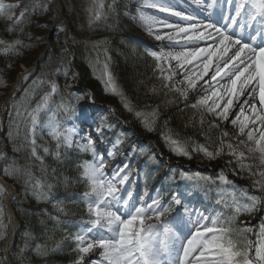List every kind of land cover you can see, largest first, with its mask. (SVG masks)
<instances>
[{"label":"snow or ice","instance_id":"6c2138e0","mask_svg":"<svg viewBox=\"0 0 264 264\" xmlns=\"http://www.w3.org/2000/svg\"><path fill=\"white\" fill-rule=\"evenodd\" d=\"M198 7L208 10L222 7L224 0H192ZM229 4L232 0H227ZM18 4H7L0 0V17L7 21H13V26L7 30L11 33L15 26H19L27 15L35 11L36 6L31 9L25 8L19 16L14 18L13 8ZM105 5L101 0H93L89 8L90 22L98 21L104 15ZM47 5L41 6L45 11ZM161 11H171L169 8H161ZM174 16L183 21H195L192 15H184L181 12H172ZM209 12V16H211ZM146 22L155 23L152 17L144 18ZM256 25V27H253ZM167 28L176 29L174 33L164 36H155L156 40L167 39L180 43L181 34L183 39L193 44L191 50L175 54H165L152 51L150 55L157 60L162 56L175 59L181 69L185 64H193L202 71L194 72L192 75H184L188 89H196L199 80L208 76L213 67V59L217 60L210 80L205 81V91L210 95L202 96L191 105L192 108H200L220 121H229L238 127L240 136H246L240 140L239 145L247 148L249 155L244 151H237L238 146L226 143L223 139L228 132L224 131L217 138L215 150H209L207 145L188 143L173 138L171 135L162 133V138L169 146V150L177 155L186 156L191 159L193 153H202L207 159H216L219 155L226 154L234 158L229 161L235 164L234 174L247 170L251 175H258L260 179L255 180L254 186L261 195L243 192L237 196L232 182L226 175H219L215 180L211 177L201 175L199 172L189 174L180 173V178L189 182L192 187L202 185H215L218 193L217 204L228 209L226 216L216 213L211 219L203 213H197L188 204H182L179 193H173L168 200L162 194L149 197L150 202L143 197L133 200L131 191L122 186L129 182L131 176L128 165H116L105 171L108 159L115 158L117 146L123 142L122 136H118L112 144V148L102 152L97 148V140L103 139L105 130L111 131L113 125L107 122V117L102 114L89 113L86 109L78 111L68 101H61L58 105L51 106L52 97L58 94L59 86L55 81H48L50 90L45 92L34 107L29 109L27 105H21L16 109L17 135L19 134L20 118L26 129L24 144L28 147L29 154L43 165V157L37 152L36 132L37 128L47 129L49 135L56 141V156L60 155V148L71 149L76 147L79 151L90 153L92 159L84 161L80 166V179L86 186L80 200L86 206L87 218L72 222L76 225V231L68 234L65 240L72 241V251L76 253L75 264H85V257L96 254L88 264H264V223L258 229L253 228L243 221L237 223L242 215H251L258 206L264 203V170L253 171V165L245 163L250 158H256L258 154L259 166H264V0H236L234 14L230 10L228 15H221L218 20L197 21L188 23L186 26L174 24L165 25ZM21 32L23 28L19 29ZM60 31L64 29L59 28ZM211 40L213 43L207 47H200V41ZM22 41L14 39L9 42L0 39V54H17ZM187 47V44L182 45ZM229 53H231L229 55ZM11 65H9L10 67ZM171 67V66H169ZM59 71V70H58ZM67 76V70L64 71ZM174 73L164 77L171 81ZM23 79V77H21ZM105 90L115 95H122L117 89L113 77L107 71L101 77ZM219 78V80H218ZM243 78V79H241ZM227 79L229 84L220 85L227 88L228 99L223 103V96L219 81ZM239 82V83H238ZM255 82L248 96L240 104L238 111L234 113L233 98L244 95L243 89ZM41 84L44 81H40ZM70 87V85L68 86ZM164 87H168L167 84ZM203 87V86H202ZM180 95L187 99V90L176 89ZM259 99V107L255 101ZM212 101V104H209ZM95 103L94 99L91 100ZM223 103V106H221ZM248 105L251 115L246 114L245 106ZM129 111L132 109L125 104ZM57 111L63 113L70 120L78 121L82 125L92 128L98 135L93 138L89 135L80 143L75 140L79 136V130L75 126L64 127L57 118ZM44 113L48 120L45 124L40 123V114ZM137 112V117H142ZM230 115H234L231 120ZM157 113L153 112L151 118L144 116L142 122L148 131H153ZM200 123H204L203 116ZM254 127L249 128V125ZM210 128H219V124L211 123ZM247 130V131H246ZM259 131V135L256 133ZM13 133H9L12 136ZM249 143L252 146H249ZM226 149V151H225ZM47 154L49 149L43 147ZM16 151H20L17 148ZM143 152V149L140 150ZM3 158V154H0ZM154 159V157H149ZM43 170V169H41ZM4 175L10 178L23 177L26 190H31L32 195L40 201L49 199L53 185L44 183L40 178L34 176L28 168H20L15 163L8 164L4 168ZM3 188L0 187V195ZM147 190L144 196H147ZM62 202L56 201L55 207L64 213ZM179 206V208H177ZM173 212L175 214L173 215ZM196 219L193 220V216ZM210 219V226L208 222ZM56 223H60L59 217H52ZM203 221V222H202ZM0 227L6 229L3 224V208L0 206ZM4 232H0V239ZM254 237V238H253ZM59 247V244L56 246ZM99 250V251H97ZM198 253V254H196ZM41 255L44 253L41 252ZM196 254V255H194Z\"/></svg>","mask_w":264,"mask_h":264},{"label":"rangeland","instance_id":"374dc122","mask_svg":"<svg viewBox=\"0 0 264 264\" xmlns=\"http://www.w3.org/2000/svg\"><path fill=\"white\" fill-rule=\"evenodd\" d=\"M173 1L176 0H101V2L105 5L104 8V15L98 21L90 22V13L89 8L93 4V0H4L7 4H18L19 7L13 8L11 11L15 14L14 20L16 17L19 16L20 12L23 11L26 7L31 9L33 5L36 6L35 11L32 12L30 15H27L22 21V27H25L29 32L30 36L27 42H22V45L18 48V53L16 54L17 58H15V63L11 65V69L5 73L0 72V109H3L5 106V102L12 101V106L10 104V108L12 112L9 117L8 127L4 131V135L7 136L9 144V150L15 151L14 155L11 152L8 154L7 158L4 160H0L1 172L5 178H10L9 176L4 175V168L8 164L15 163L18 167L22 168V159L16 160L15 157L22 151L24 153L25 158L28 159L29 162H33V164L37 161L32 158L29 154L28 147L24 144V136L26 135L25 125L23 123V117L20 118V127H19V134L17 135L16 123H17V116H16V109L20 108L21 105H27L29 109L34 107L36 103L40 100L41 96L50 90V86L47 83L48 81H55L58 88V94L54 95L50 101V105H58L61 101H65L63 98L66 95V92H76V94L81 95L86 99L88 112L95 113V114H102L107 117V122L113 125V128L116 127L117 135H111V131L105 130V135L103 139L97 140V148L100 149L102 152L110 150L112 148V144L115 142L118 136H122L123 142L117 146L116 149V156L113 159H108L105 165V171L112 169L111 163L115 162L116 165L122 166L123 164L128 165V169L126 171L131 172V176L129 178V182L122 186L124 189L131 191L133 194V200H138L139 198L143 197L145 201L150 202L149 197H154L158 193L162 194L165 200L169 199V190L173 187L181 185L184 183L180 193L182 204H188L192 209H197L198 212L203 210L202 207L206 206V195L203 193L214 191V196L216 200L214 201L215 205L212 209H209V216L214 217L216 213H220L219 209H222V205L217 204L216 201L218 199V193L215 185H202L200 187H192L189 182L182 180L180 178V173H189L193 174L194 170H179L181 167L178 164L181 160L178 158L175 161L177 164H171L168 160H170V155L173 153L169 150V146L160 138H152L150 140H145L144 138H138L139 136L136 135L135 132H131V127L128 123L125 124L124 121L119 120V117L112 112V108L114 107L113 104L109 101L107 102H96L91 103V96H93L91 89L83 83L82 80V70L76 64L75 60L66 61L63 58H59L60 54H64V47H66V36L67 30H72L73 32V41L76 42V38L80 36V33L83 32H90L93 31L94 35L97 34V30L99 26L107 25H115L117 28H120L122 31L121 35H118V38H115L117 44L114 47H110L107 41H101L98 39H91L93 43H87L85 51L82 53L83 56L86 57L87 60H91L95 57L98 59L95 61V64L99 62L94 68H92L94 75L98 78L103 75L105 72V65H107V71L111 73L114 81V77H117V73L120 74L121 65L124 63L129 64V60L136 57V56H145V53L141 48L140 45H136L134 40H129L126 36L133 35L137 36L138 38L144 40V45L153 49L152 51H160V53L165 54H179L188 50H191L193 47H183L182 42L176 44L174 41H169L167 39L163 40H156L155 36L161 35L164 36L167 33H174L176 29L167 28L165 25L167 24H174L176 25L178 20L172 19L170 16L165 14L166 11H161L160 9L169 8L171 9L170 12H176L175 6ZM178 1V0H177ZM56 2H60L63 7V17H59V7L57 6ZM63 2V3H62ZM47 5V9L45 11L41 10V6ZM61 14V13H60ZM62 15V14H61ZM68 16V17H67ZM148 18L152 17L155 19V23L146 22L145 19H141V17ZM59 17V18H58ZM168 19H172L169 20ZM13 24V21H10ZM102 24V25H99ZM186 25V24H185ZM62 27L64 30L60 31L59 28ZM136 31V32H134ZM98 35V34H97ZM98 36H105V34H100ZM183 38V37H182ZM183 40V39H182ZM200 41L199 43H201ZM137 43V42H136ZM50 45V53L47 55L46 59L43 55V49L45 45ZM69 44V43H68ZM202 45V46H201ZM199 44L200 47H207L209 44ZM207 45V46H206ZM88 47V48H87ZM93 49L91 51L90 49ZM151 51V52H152ZM75 57V56H74ZM16 59L18 62H16ZM22 60V61H19ZM44 62L42 63V61ZM59 61V62H58ZM217 62V60L213 59V64ZM35 63H40L41 66L39 68V73L35 77V79L22 86V90L17 97H10V91L13 81L16 78V75L19 71L24 69V67H28ZM181 62L176 61L175 59L169 58L167 56H162L160 60L156 61V68L160 71L157 77L155 78L154 87L159 89L160 91H165L167 88H173L177 86L179 89L187 90V99H184L179 106L181 108L190 106V104L196 103L198 99L202 96L210 95V92L205 91L207 85H205V81H210L209 83H214L210 80V77L213 73V67L209 70L208 76H205L203 80H199L196 86V89H188L186 81H184V75H192L194 72L202 71L201 68L196 67L195 65L199 64L200 61H194L193 64H185L184 68L181 69L179 64ZM37 65V64H35ZM171 66V67H169ZM59 70V71H58ZM67 70V76L64 75V71ZM117 70V71H116ZM212 70V71H211ZM174 73L172 80L167 81L164 77ZM211 74V75H210ZM121 78L122 76L119 75ZM209 77V78H208ZM40 81H44L43 84ZM117 89L118 86L114 81ZM239 83V82H238ZM167 84L168 87H164ZM229 84L228 80L219 81L217 87L220 88L221 95L223 96V103L227 102L228 95H227V88L220 87V85H227ZM70 85V87H68ZM120 85V83H119ZM203 86V87H202ZM251 86L255 87L254 84ZM121 89V90H120ZM118 89L121 93L125 92L122 91V88ZM222 90V91H221ZM250 91V85L243 89L244 95L239 96L238 98H233L234 109L232 112L238 111L240 104L245 100L248 96ZM111 93V92H110ZM126 93V92H125ZM124 94V93H123ZM115 96V95H114ZM120 96V95H119ZM94 97V96H93ZM122 97V95H121ZM124 98V99H123ZM122 102L126 103L135 113L140 112L142 113V117H139L140 120H143L144 116L151 118V114L153 112H158L160 109H153L149 106V110H143L140 106L131 105L129 101V95L126 93L123 96ZM162 98V97H161ZM160 98V99H161ZM157 98V102L160 101ZM163 100V99H162ZM256 103L257 107H259V99L255 101H249V105L251 103ZM223 103L221 106H223ZM123 104V103H122ZM209 104H212V101H209ZM113 106V107H112ZM125 106V105H124ZM128 109V108H126ZM202 111L206 116H209L211 123L219 124L220 135L222 132H228V136L224 137L226 143H232L234 146L237 147V151H244L246 155H249L247 152V148L239 145L240 140L246 141V136H240L238 133V127L233 126L229 121H220L217 120L214 116L208 114L206 111L197 108ZM81 108L78 110L80 111ZM245 112L248 115H251L249 106H245ZM59 111H57V114ZM3 117L2 112L0 113V121ZM123 118V117H122ZM234 118V115H230V120ZM124 119V118H123ZM48 120V117L42 112L40 114V123L41 125L45 124ZM125 120V119H124ZM62 126L64 127H72L74 124L79 130V136L75 138L80 143L84 141L81 137L85 139L91 135L93 138H97V133L93 130V132L86 131L84 128H90L87 125H82L78 121L64 119L61 122ZM126 125V126H125ZM2 126H0L1 128ZM254 127L253 125H249V128ZM112 128V129H113ZM120 128V129H119ZM92 130V128H90ZM247 131V130H246ZM13 133L12 136H9V133ZM114 133V134H115ZM140 134V132H139ZM256 135H259V131H257ZM143 137V136H142ZM145 137V136H144ZM149 137H146V139ZM134 140V143L130 145L127 149L124 148L127 142ZM55 142L53 146L51 143ZM3 143L2 140L0 144ZM36 143H37V152L40 156L46 158V156H56V141L49 135L47 129L38 127L36 132ZM125 143V144H124ZM249 146H252L249 143ZM8 147V146H7ZM43 147H47L49 152L45 154L43 152ZM17 148H20V151H16ZM77 149V148H71ZM143 149V152L140 150ZM226 151V149H225ZM5 152H7L5 150ZM4 152V153H5ZM67 153V154H66ZM70 152H65L64 155H67ZM175 154V153H173ZM84 155V154H82ZM181 156L182 155H178ZM14 157V158H13ZM149 157H154V159H150ZM157 158H159V163L157 162ZM205 158V157H204ZM155 163V169L150 175V180L154 178L152 183H148L146 186V182L148 181L146 174L143 172L144 164L146 162ZM229 161H234V158L230 155L221 154L216 159L215 162L213 161H204L205 163L211 166V169L214 171L212 177L210 175H205L206 177H211L215 180L219 175L223 174L228 177L230 175L229 167L234 166L230 164ZM197 162L196 160L191 161ZM212 162V163H211ZM188 163V162H187ZM245 163L252 164L256 169V172L260 170H264V166H259L258 161V154H256V158H250L245 161ZM164 166V167H163ZM109 167V168H107ZM163 167L164 173L162 175L159 174V169ZM33 172L32 165L27 166ZM187 170V171H186ZM161 171V169H160ZM34 173V172H33ZM81 175V174H80ZM168 176L167 182L163 183V178ZM258 176V175H257ZM12 179V178H11ZM19 179L22 181L24 178H13ZM175 179V180H174ZM229 179V178H228ZM173 180V181H172ZM230 180V179H229ZM231 181V180H230ZM137 185L139 188H137ZM85 186V185H84ZM232 187L235 189L237 196H241L243 194V190L237 188L236 185L232 184ZM79 187H76L78 189ZM86 189V186L85 188ZM147 190L148 195L144 196V191ZM28 192H20L17 191V196L11 204L17 205L21 209L25 207H29L28 203L37 202L38 204H33L29 208L34 211H47L48 205L50 204V199H41L37 201V199L32 195L31 190H27ZM83 190L77 193L80 197L83 194ZM52 193V192H51ZM52 195V194H51ZM172 195V194H170ZM4 198V194L0 195V204ZM63 199V198H61ZM14 205V206H15ZM13 206V207H14ZM207 207V206H206ZM259 210V206L257 210L252 213L251 215H246V219L243 220L245 224L256 223L260 226L261 223H264V215L263 212H257ZM23 215L24 211H22ZM174 215V212H173ZM79 215H75L73 217H77ZM86 219L84 217L79 218ZM77 220V221H79ZM3 224L8 225L7 220L4 219L3 215ZM259 228V227H258ZM0 232H4V236L0 239V244L3 245V239L5 235L8 233V228L4 229L0 227ZM65 238V236H64ZM25 241V239H24ZM19 248L23 249L25 244H23V240L21 236L19 238ZM27 250V248H26ZM98 251V250H97ZM198 254V253H196ZM194 254V255H196ZM2 257V254H0ZM93 255L94 257H91ZM89 255V260L95 259L96 254L93 253ZM87 257V256H86ZM85 257V258H86ZM87 261V260H86ZM89 262V261H88ZM0 264H2V260L0 259Z\"/></svg>","mask_w":264,"mask_h":264},{"label":"trees","instance_id":"16d2710c","mask_svg":"<svg viewBox=\"0 0 264 264\" xmlns=\"http://www.w3.org/2000/svg\"><path fill=\"white\" fill-rule=\"evenodd\" d=\"M10 26H13L10 21L0 17V39L9 42L14 39H19L24 43L27 42L30 32L25 27H22V23L19 26H15L14 31L11 33L7 30ZM20 28H23L22 32L19 30ZM120 31L122 30L117 28L115 25H103L99 26L97 34L100 35L102 33L105 34V36H98L97 34L94 35L93 31L83 32L79 34L80 36H78V38L75 37V42L73 41V32L71 29L69 30V45L75 55L76 64L82 70L83 83L91 89L94 99L102 102H111L118 115L123 117L125 121L138 133L140 132L142 136L150 138L157 137L165 142L162 138V133H164L166 135H171L175 139L187 141L189 144L195 142L197 144L207 145L210 151L215 150L218 142L217 138L220 136L219 128H210L211 121L209 116H206L197 108H192V104L184 108L179 106L184 98L176 91V89H179L178 86L177 88H167L165 91H160V88L157 89V87H154L155 78L160 72L156 68L157 59L150 55L152 50H148L144 45V42L136 35L133 36L131 34L128 35V33L126 34L129 40H134L136 45L141 46L139 49L144 51L145 56H136L129 60V64L124 63L121 65V69L119 70L120 74L119 72L117 73L118 78L114 77V81L116 82L118 89L122 88V91L124 90L129 95L128 102L131 105L140 106L143 110H149V106L153 109H160L157 112L155 123L152 125L154 130L148 131L142 120L136 116L135 111H129L126 109L124 106L126 103L121 101L123 96L126 94L125 92H123L124 94L122 93L121 97V95H115L105 90L102 80L94 75L92 70V68L99 64V62L95 64L98 57L93 58L91 61L87 60L82 53L85 51L87 43H93L91 40L93 38L101 41L105 40L110 47H114L117 44L115 38H118L117 36L121 35ZM46 46L47 45H45L43 51L46 49ZM50 50L49 45L44 55L45 59L50 53ZM63 50L64 54H60L59 58H63V60L65 59L67 62L70 61L72 58L69 51L65 47ZM90 50L93 51L92 48ZM17 56L16 54H0V72L5 73L9 71L11 69V66L9 67V65H12V62L13 64L15 63L14 61ZM16 62H18L17 59ZM43 62L44 60L42 63ZM119 75H121L122 78ZM180 90L182 89L180 88ZM157 98H161L159 102H157ZM63 99L70 101L73 106H78L84 101V97L79 94L77 95L74 91L68 93L66 92ZM10 113L11 109H9L7 116V124ZM201 116H203L204 119L203 124L200 123ZM54 144V142L51 143V146ZM59 151V157L46 156V158L43 159V165H41L38 160L34 164L33 162H29L28 159L25 158L22 151L20 152L19 157L18 154L15 157L16 160L22 159L23 162L21 167L27 168L28 165H32L35 177L40 178L46 184L51 183L53 185L51 191L52 195L49 201L50 204L48 205L47 211H32L29 207L33 204H38L37 202H29V207H25L24 209H21L16 205L19 217L22 221V229L18 235L17 242H19V238L21 236L25 246L23 249H20L18 246L19 243H16L13 251L15 264H55L56 260H64L67 262L75 260L76 253L72 251V242L70 240H65L64 238V236L66 237L69 233H71V231L67 228V217L82 215L85 213V210H83V206L77 203V200L69 198L68 194L77 190L76 187L82 188L84 183L80 179V167L77 163V158L74 159L75 155L71 153L74 156L70 157V155H67L66 157L65 155L67 153L65 155L64 153L67 152V150L61 148ZM9 152L13 154L12 156H15V151H12V149L10 151L8 149V153ZM170 156L172 159L179 158L184 162H191L192 159L198 161L199 163H205L204 161L215 162V159L209 160L202 153H193L191 159L186 156L181 157L173 153ZM234 167L235 164L234 166L229 167L231 174L238 181L244 182L247 186H249V188L256 190L253 182L260 179V177L257 175H251L247 170L239 171L237 169L238 174H234ZM0 170H2L1 166ZM253 171L256 172L254 167ZM12 180L18 187L19 192H28L23 184V180L20 181L19 179L13 178ZM56 201L62 202L61 206L65 209L64 213L58 211V209L54 206ZM22 211H24V213L26 211V213L23 215ZM52 217H59L61 222H54ZM58 244L59 247L57 248L56 246ZM41 252L44 254L41 255Z\"/></svg>","mask_w":264,"mask_h":264},{"label":"bare ground","instance_id":"6f19581e","mask_svg":"<svg viewBox=\"0 0 264 264\" xmlns=\"http://www.w3.org/2000/svg\"><path fill=\"white\" fill-rule=\"evenodd\" d=\"M209 10H210V9L206 10L207 14L209 13ZM212 43H213V42L209 39V40H207V41H202V42L199 43V44H200V45H201V44H209V45H210V44H212ZM185 44H187V47H189V46L193 47V44H190V43H188V42H186ZM185 44H184V45H185ZM201 46H202V45H201ZM206 46H207V45H206ZM230 54H231V53H229V55H230ZM197 62H198V61H197ZM216 63H217V62H215V63L213 64V68H212L213 70H214V68H215ZM211 71H212V70H211ZM210 75H211V74H210ZM208 78H209V77H208ZM241 79H243V78H241ZM218 80H219V78H218ZM225 80H227V79H225ZM209 82H210V81H209ZM253 84L255 85V82H253ZM252 87H253V86L250 85V89H251ZM221 91H222V90H221ZM221 93H222V92H221ZM114 166H115V164H114Z\"/></svg>","mask_w":264,"mask_h":264}]
</instances>
